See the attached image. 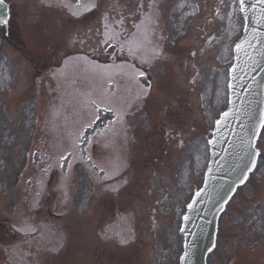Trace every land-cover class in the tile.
<instances>
[{
    "label": "rangeland",
    "instance_id": "1",
    "mask_svg": "<svg viewBox=\"0 0 264 264\" xmlns=\"http://www.w3.org/2000/svg\"><path fill=\"white\" fill-rule=\"evenodd\" d=\"M9 1L13 6L11 33L16 25L36 63L34 69L28 64V68L31 67L28 69L29 80L32 78V84L28 87L30 93H18L25 78L24 66L10 51L9 41L4 37L6 30L0 29V50L4 52L0 54V230L1 225L3 227L0 243L6 246L15 241V236L8 232L11 227L6 223L24 221L31 208H35L33 202L24 198V188L14 196L9 190L16 169L22 164L23 150L33 138L34 147L37 145L40 150L49 146L57 149V152L62 151L81 130L82 121L89 115L79 107L77 100L66 97L62 91L56 94L57 89H51L58 83L51 73L61 60L85 45L87 41L83 38H89L84 50L92 47L93 56L104 58L98 55H103V48L96 38L97 30L100 32L102 29L98 15L92 18L91 33H87L89 28H74L65 36L71 24L64 16L55 17L53 12H47L43 8L45 4L39 2V7L35 0L22 3L21 0ZM124 1L119 2L118 7L112 1L98 0L97 10H108L111 5L110 10H116L120 16L140 6L137 4L131 11H126L122 7ZM145 1L144 10H147L150 0ZM155 1L158 2L155 16L164 37L161 35L162 53L149 69L152 88L149 93H143L141 99L125 98V105L130 104L127 110L130 116H126L119 125L118 136L113 138L111 135V141L105 137L98 140L104 149L100 146L95 153L97 159L104 158L109 165L122 167L125 164L124 174L117 175L126 179L125 185L115 195L106 191L116 201L113 203L114 199L110 198L105 209L98 211L101 216H96L94 220L88 217L79 221L71 218L68 226L70 241L59 254L40 253L38 258H30L29 262L175 263L180 247L176 233L179 214L183 209L182 204L202 182L208 161L205 139L209 138L214 121L227 105L228 70L233 61V47L242 34L244 24L238 2L234 4V0ZM126 4H130V0H126ZM11 57L13 61L9 59ZM18 64L22 71L17 69ZM13 69L20 71L18 77L13 75L16 78H11ZM56 109L60 112L69 109L74 115L67 116L59 123L54 121ZM34 119L40 122L37 132L31 130ZM44 138L46 146L43 145ZM260 147L262 164L258 174L244 191H240L231 212L224 218L228 228L224 235L221 229L220 250L226 255H222L216 247L210 264H224L230 254L237 257L233 264H264V234L260 228L264 220V132ZM12 155L16 157L13 159ZM77 167L73 171L84 185L79 188L75 183L72 193L75 196L77 192L76 198L81 197L77 202L81 201L85 206L84 199L89 194L88 179L85 177L91 174L86 168ZM35 172L36 169L32 167L28 177L35 176ZM111 181L105 179L97 186L106 189ZM53 193L57 203H60L59 209L63 210L59 181L54 187L50 186L48 195L51 197ZM88 199L92 201V197ZM48 200L46 196L44 203ZM16 202L21 210L12 217L11 209ZM96 207L99 209V206ZM118 213L126 215L131 227L124 234L122 241L127 242L124 247L120 240L111 235L113 231L104 229ZM65 221L66 218L58 224L65 227ZM257 239L260 242L252 246L251 242ZM235 245L236 250L230 251ZM130 251L131 256H136L135 259L134 256L132 259L125 257ZM253 256L255 259H252ZM0 264H14L4 248H0Z\"/></svg>",
    "mask_w": 264,
    "mask_h": 264
},
{
    "label": "water",
    "instance_id": "2",
    "mask_svg": "<svg viewBox=\"0 0 264 264\" xmlns=\"http://www.w3.org/2000/svg\"><path fill=\"white\" fill-rule=\"evenodd\" d=\"M264 4L259 0H246V30L244 47L237 52L231 69V115L216 125L211 143V162L205 186L196 196L187 219L190 256L194 247L192 229L200 222L201 228L214 230L217 216L236 186L244 181L255 162V140L264 119ZM7 6L0 5V23L7 21ZM241 40V41H242ZM233 69H235L233 71ZM234 77V78H233ZM213 230L211 232H213ZM204 264L205 256H198Z\"/></svg>",
    "mask_w": 264,
    "mask_h": 264
},
{
    "label": "snow or ice",
    "instance_id": "3",
    "mask_svg": "<svg viewBox=\"0 0 264 264\" xmlns=\"http://www.w3.org/2000/svg\"><path fill=\"white\" fill-rule=\"evenodd\" d=\"M4 2H5V0H0V5H3ZM237 2H238V11L240 13H244L246 11V0H234V4H236ZM259 3L260 4H264V0H259ZM92 7L95 8L96 5L93 4ZM141 7H143V5H141ZM149 7H152V5L150 4ZM261 12H264V8L261 9ZM74 15H75V13H74ZM262 18H264V17H262ZM119 23L122 24L123 21L121 20V21H119ZM136 27L139 29V28H141V25H136ZM104 28H105V31L102 34V41H103L104 44L108 45V44H110L112 39H116L117 38L118 33H116L115 29H110L109 25L107 23L104 25ZM161 39H163V37H161ZM145 41L147 43H151V41L147 39V34L146 33H145ZM245 43H247V41L246 40H242L240 43L236 44L235 45L236 51L239 52L244 47ZM142 47H143V42H138L135 45L129 46L128 54L130 56L136 57V53L141 51ZM123 50L124 49H123V46H122L121 47V51H123ZM160 54H161V51L158 48L154 47V48L151 49V56L150 57H146V58L142 57V58H139V59H140L141 63H149L150 59L155 58V57L159 56ZM132 67H133V69H135V65H133ZM234 70L235 69H233V71ZM138 76L139 77H143V76H145V73L143 71H139ZM228 86L232 87L231 84H229ZM93 105L95 106V102H93ZM230 115H231L230 111H226V112L222 113V120L227 119ZM222 120L216 121L218 126L221 124ZM261 127H264V123L261 124ZM208 143L211 144V143H213V141L210 140ZM33 155H37V154L34 153ZM74 155H75L74 152L69 151L67 154H63L62 153L59 156V161L58 162L60 163V167H61L62 170L65 169L66 162L68 160L72 159V157ZM253 155H259V153L258 152H254ZM88 159H89V162H90L91 158L89 157ZM254 166H255V162L253 161L252 167H254ZM101 171H103V169H101ZM249 171H251V168H249ZM244 179H246V177H244ZM113 190H115V189H113ZM197 195H199V193H197ZM188 207L191 208L192 204H189ZM184 219L187 220L188 217L185 216ZM16 231L23 232V231H26V228L25 227H19V228L16 229ZM181 259H183V257H181Z\"/></svg>",
    "mask_w": 264,
    "mask_h": 264
},
{
    "label": "flooded vegetation",
    "instance_id": "4",
    "mask_svg": "<svg viewBox=\"0 0 264 264\" xmlns=\"http://www.w3.org/2000/svg\"><path fill=\"white\" fill-rule=\"evenodd\" d=\"M129 43H130V40H129V41H125V42L123 43V46H127V45H129ZM120 47H121V45H120ZM36 237H38V236H36ZM30 241H33V239H31Z\"/></svg>",
    "mask_w": 264,
    "mask_h": 264
}]
</instances>
